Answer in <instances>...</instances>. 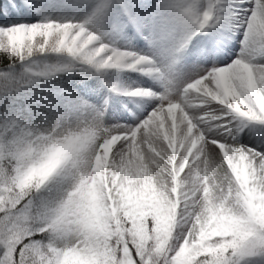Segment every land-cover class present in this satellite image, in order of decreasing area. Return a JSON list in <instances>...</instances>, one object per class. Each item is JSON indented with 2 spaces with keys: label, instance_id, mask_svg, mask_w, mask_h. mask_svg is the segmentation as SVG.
<instances>
[{
  "label": "snow or ice",
  "instance_id": "snow-or-ice-1",
  "mask_svg": "<svg viewBox=\"0 0 264 264\" xmlns=\"http://www.w3.org/2000/svg\"><path fill=\"white\" fill-rule=\"evenodd\" d=\"M0 264H264V0H0Z\"/></svg>",
  "mask_w": 264,
  "mask_h": 264
}]
</instances>
